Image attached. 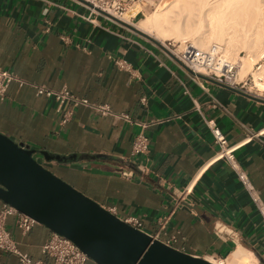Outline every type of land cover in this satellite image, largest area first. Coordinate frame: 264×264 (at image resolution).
<instances>
[{
	"label": "crops",
	"instance_id": "0c3cea01",
	"mask_svg": "<svg viewBox=\"0 0 264 264\" xmlns=\"http://www.w3.org/2000/svg\"><path fill=\"white\" fill-rule=\"evenodd\" d=\"M111 55L128 60L132 70L118 67ZM0 67L25 81H12L0 100V133L50 154L96 156L43 163L102 206H116L118 216L137 215L145 231L177 249L215 260L241 249L250 255L247 263L264 264V219L231 165L216 159L221 147L204 120L215 119L236 146L264 203V101L195 75L81 0H0ZM42 85L67 87L113 113L81 105L62 124L55 101L37 93ZM139 132L150 137L151 148L133 156ZM124 169L135 176H124ZM188 184L192 193L182 200ZM170 212L161 230L158 220ZM6 227L21 252L52 261L42 251L54 233L46 225L24 232L11 214ZM0 264L21 263L0 249Z\"/></svg>",
	"mask_w": 264,
	"mask_h": 264
},
{
	"label": "water",
	"instance_id": "95a60500",
	"mask_svg": "<svg viewBox=\"0 0 264 264\" xmlns=\"http://www.w3.org/2000/svg\"><path fill=\"white\" fill-rule=\"evenodd\" d=\"M81 1L89 4L86 0ZM96 10L130 27L177 58L156 38L100 8ZM198 76L264 101L256 95L213 78L201 74ZM95 157L82 153L65 156L50 154L0 133V200L34 218L38 223L46 225L52 231L70 238L96 264H215L208 258L184 252L150 233L129 225L53 173L43 163L53 160L72 162Z\"/></svg>",
	"mask_w": 264,
	"mask_h": 264
},
{
	"label": "built area",
	"instance_id": "2783aa9c",
	"mask_svg": "<svg viewBox=\"0 0 264 264\" xmlns=\"http://www.w3.org/2000/svg\"><path fill=\"white\" fill-rule=\"evenodd\" d=\"M86 1L89 3V8L93 13H98L96 8H100L122 20H124L123 16L126 13L134 14L131 18L132 20L141 18L146 10L153 8L158 2V0ZM167 47L174 53L175 56H177L184 66L193 70L195 75L201 74L238 89L247 88L248 80L240 79L239 66L226 58L221 44L213 43L208 48L201 49L187 42L184 47L177 52L176 49H173L170 45ZM110 57L114 60L118 67L126 70H132V64L128 60L120 57H114L112 55ZM12 81H19L20 84L25 83V81L19 78L14 71L0 67V100H4L7 97V90ZM205 89L208 90V88ZM37 93L39 95H45L47 98L55 101L57 112L63 113V119L61 121L62 124L68 121L69 117L73 113V109L81 105L93 108L101 114L113 113L108 104L91 102L87 98L76 95L67 87L62 89H51L42 85L37 87ZM142 101L145 103L146 98H143ZM121 115L127 120H131L129 114L124 113ZM204 120L215 141L221 147L216 159L227 160L236 172L241 184L248 191L264 219V203L258 191L252 184L248 173L236 158V146H229L225 133L219 127L215 119L204 118ZM150 148V137L144 132L137 133L133 142L132 155L137 156L140 154H147ZM122 174L129 178L135 176V172L132 170H123ZM192 190L193 184H188L181 191L179 198L185 200L186 197L192 193ZM107 209L118 216L116 206L108 207ZM11 214L17 215L18 225L24 232L31 230V228L38 222L34 218L19 212L9 204L4 203L0 208V249L17 254L21 264H86L89 259L86 253L73 240L56 232H54L51 238L42 246L43 253L52 258L51 262L34 260L27 253L21 252L6 227L7 217ZM171 217L172 212L159 218L158 223L161 230H164L168 226L171 221ZM120 218L129 225L145 231L143 229V222L137 215H129L127 217ZM151 235L156 238L159 237V234ZM226 258L227 257H223V259Z\"/></svg>",
	"mask_w": 264,
	"mask_h": 264
},
{
	"label": "bare ground",
	"instance_id": "6f19581e",
	"mask_svg": "<svg viewBox=\"0 0 264 264\" xmlns=\"http://www.w3.org/2000/svg\"><path fill=\"white\" fill-rule=\"evenodd\" d=\"M133 15L126 13L123 19L131 23ZM134 26L164 45L175 41L183 48L191 42L206 49L219 43L226 58L239 66L241 79L253 72L258 59L264 58V0H170L166 6L157 3L155 10ZM241 50L246 53L244 58L239 55ZM253 75L255 87L264 95V64H259ZM249 258V253L238 249L228 259L209 260L215 264H247Z\"/></svg>",
	"mask_w": 264,
	"mask_h": 264
},
{
	"label": "rangeland",
	"instance_id": "374dc122",
	"mask_svg": "<svg viewBox=\"0 0 264 264\" xmlns=\"http://www.w3.org/2000/svg\"><path fill=\"white\" fill-rule=\"evenodd\" d=\"M169 1L170 0H166L165 2H162V0H158V2L157 3H160V4H162L163 6H166L168 3H169ZM162 2V3H161ZM155 8H156V5L153 7V8H149L148 10H146L144 13H143V15L142 16H144V15H149L153 10H155ZM139 19V18H138ZM138 19H136V20H134V21H137ZM148 39V38H147ZM169 43H171V44H169ZM189 43H191V42H189ZM192 44V43H191ZM171 46L173 49H176L177 51H179V50H181L182 48H180L179 46V44L178 43H176L175 41L173 42V41H169V42H167V45L166 46ZM193 45V44H192ZM240 57L241 58H244L245 56H246V53H245V51L244 50H241L240 51ZM263 65L264 64V58H262V59H258V61H256V63L254 64V67H253V72L251 73V74H249L246 78H244V80H248V84H247V88L249 89V90H251L253 93H256V94H258L259 93V91L257 90V88L255 87V84H256V81H255V78H254V73L256 72V67L258 66V65ZM240 72V71H239ZM239 76H240V79H241V74L239 73ZM252 77V78H251ZM243 79V78H242ZM252 79H254V81L252 80ZM48 168V167H47ZM48 169H50V168H48ZM51 170V169H50ZM52 171V170H51ZM53 173H55L54 171H53ZM56 175H58L57 173H55ZM59 176V175H58ZM59 177H61V176H59ZM62 178V177H61ZM63 179V178H62ZM64 180V179H63ZM66 181V180H65ZM68 182V181H67ZM71 184V183H70ZM72 185V184H71ZM74 186V185H73ZM75 187V186H74ZM76 188V187H75ZM76 189H78V188H76ZM79 191H81L80 189H78ZM81 192H83V191H81ZM84 193V192H83ZM86 194V193H85ZM87 195V194H86ZM88 196V195H87ZM90 197V196H89ZM92 198V197H91ZM93 199V198H92ZM247 264H250V263H247Z\"/></svg>",
	"mask_w": 264,
	"mask_h": 264
}]
</instances>
